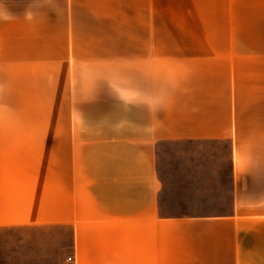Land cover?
Here are the masks:
<instances>
[{"label":"crops","instance_id":"1","mask_svg":"<svg viewBox=\"0 0 264 264\" xmlns=\"http://www.w3.org/2000/svg\"><path fill=\"white\" fill-rule=\"evenodd\" d=\"M0 84V227H69L66 264H264V0H0Z\"/></svg>","mask_w":264,"mask_h":264},{"label":"rangeland","instance_id":"2","mask_svg":"<svg viewBox=\"0 0 264 264\" xmlns=\"http://www.w3.org/2000/svg\"><path fill=\"white\" fill-rule=\"evenodd\" d=\"M4 88L5 85L0 84V96ZM6 103V100H0V143L23 139L26 133L24 129L16 130L23 127L19 121L21 116L6 114ZM70 238L71 231L67 226L0 227V264H66Z\"/></svg>","mask_w":264,"mask_h":264},{"label":"built area","instance_id":"3","mask_svg":"<svg viewBox=\"0 0 264 264\" xmlns=\"http://www.w3.org/2000/svg\"><path fill=\"white\" fill-rule=\"evenodd\" d=\"M67 260H68L69 262H72V261H73V257H72V256H68V257H67Z\"/></svg>","mask_w":264,"mask_h":264}]
</instances>
